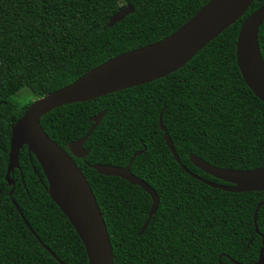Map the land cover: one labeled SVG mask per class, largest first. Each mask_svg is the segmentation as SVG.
I'll return each mask as SVG.
<instances>
[{"label": "trees", "instance_id": "16d2710c", "mask_svg": "<svg viewBox=\"0 0 264 264\" xmlns=\"http://www.w3.org/2000/svg\"><path fill=\"white\" fill-rule=\"evenodd\" d=\"M211 0H0V264H60L36 239L26 221L65 264H89L75 229L52 199L37 158L25 145L21 169L7 178L12 129L24 113L8 97L22 85L41 96L68 86L107 60L157 42L183 26ZM133 5L114 27L109 19ZM264 6L256 0L242 18L189 63L159 80L91 101L60 106L41 119L44 131L82 169L105 219L114 264L257 263L263 246L264 205L255 233L254 213L263 192L231 193L193 178L166 144L163 125L182 164L192 173L225 184L195 167L192 154L237 170L264 166V102L248 87L236 59L243 22ZM264 58V24L259 31ZM105 112L84 145L94 117ZM131 167L156 191L152 207L141 186L99 174L94 165ZM15 187V189H14ZM221 257V258H220Z\"/></svg>", "mask_w": 264, "mask_h": 264}, {"label": "water", "instance_id": "95a60500", "mask_svg": "<svg viewBox=\"0 0 264 264\" xmlns=\"http://www.w3.org/2000/svg\"><path fill=\"white\" fill-rule=\"evenodd\" d=\"M255 1L211 0L173 34L152 44L119 54L90 70L72 84L44 96V100L28 108L23 117L14 125L10 140V167L6 175L7 180L12 183L13 179L10 178V175L16 169H21L20 151L25 145H28L46 175L52 199L81 239L89 264H114L113 247L108 228L82 169L76 164L73 157L44 131L41 119L60 106L95 100L159 80L177 72L211 41L242 18ZM133 13V5L120 10L109 19L105 28L114 27ZM263 24L264 6L254 11L243 22L236 43V59L246 84L264 102V58L259 44V31ZM162 115L163 113L160 117V127L165 132L166 144L177 163L193 178L215 189L231 193L264 191V166L252 170L219 168L192 154L190 160L195 167L225 184L209 181L192 173L182 164L163 125ZM104 116L105 112L95 116L94 124L88 133L71 144V151L74 155L85 156L87 151L84 149V145ZM142 153L143 151L135 153L126 167L93 166L99 174L119 176L132 185L141 186L151 196L152 207L140 235L148 228L160 204L156 191L131 172L134 160ZM13 204L41 245L60 264H65L36 235L15 200H13ZM262 205H264V201L257 206L254 213L255 233L257 234H260L257 216ZM262 238L263 246L255 264H264V236ZM220 264L222 263L220 262Z\"/></svg>", "mask_w": 264, "mask_h": 264}, {"label": "clouds", "instance_id": "9594fccd", "mask_svg": "<svg viewBox=\"0 0 264 264\" xmlns=\"http://www.w3.org/2000/svg\"><path fill=\"white\" fill-rule=\"evenodd\" d=\"M120 6H123V0H120ZM42 100L44 97L35 92L32 86L26 84L17 88L8 97V103L18 112H23Z\"/></svg>", "mask_w": 264, "mask_h": 264}]
</instances>
